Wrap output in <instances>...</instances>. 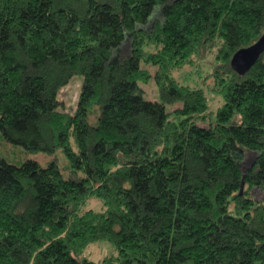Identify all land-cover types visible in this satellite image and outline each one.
<instances>
[{
	"label": "trees",
	"instance_id": "16d2710c",
	"mask_svg": "<svg viewBox=\"0 0 264 264\" xmlns=\"http://www.w3.org/2000/svg\"><path fill=\"white\" fill-rule=\"evenodd\" d=\"M263 31L264 0H0V264H264V50L230 64ZM208 55L215 111L175 75Z\"/></svg>",
	"mask_w": 264,
	"mask_h": 264
},
{
	"label": "rangeland",
	"instance_id": "374dc122",
	"mask_svg": "<svg viewBox=\"0 0 264 264\" xmlns=\"http://www.w3.org/2000/svg\"><path fill=\"white\" fill-rule=\"evenodd\" d=\"M156 11H159V10L157 9ZM158 15L159 13L157 12L155 16L154 15L151 16L147 26H150L154 17H158ZM128 48H129V42L125 40L121 46L122 52L123 53L127 52ZM207 57H209V55ZM211 59H212L211 57L205 60L201 59L202 61L200 59L199 60L196 59L194 61L195 65H193V67L186 66L183 70L176 73L175 75L179 78V80L182 83H188L192 86L202 88L205 92L206 97L208 98L209 109L212 111H215L222 101L220 100L219 96L215 95L209 89V86L211 85V81L209 82L208 80L204 83V77L206 76L207 73L210 72L212 68L211 63L209 62ZM147 68L151 72H153L154 70L152 66H147ZM81 83H82V77L80 75H74L71 77L70 81L60 89L59 94H58V100L61 102V107L65 111H68V112L74 111L76 107L79 91L81 88ZM140 85L147 99H150V100L156 99L157 89H156V86L153 80L149 81L148 83H141ZM176 106L177 105L170 107V108H174ZM72 143H73V140H72ZM16 147H17L16 149L17 155L16 156L9 155L11 161L17 162L19 160L30 158V159H35L39 161L42 165H45L46 162L50 160H56L58 166L61 169L67 164V160L60 149H57L52 154H45L42 152H28V151H24L20 146H16ZM254 192L259 193V190L255 189ZM87 206L98 209L100 205L96 200H91ZM112 251H113V248H112L111 243L105 240H101V241L92 243L87 248L85 253L91 259L96 261L98 264H101L100 259L108 255Z\"/></svg>",
	"mask_w": 264,
	"mask_h": 264
},
{
	"label": "water",
	"instance_id": "95a60500",
	"mask_svg": "<svg viewBox=\"0 0 264 264\" xmlns=\"http://www.w3.org/2000/svg\"><path fill=\"white\" fill-rule=\"evenodd\" d=\"M264 50V31L261 36L248 47L238 49L232 56L230 64L239 74H244L257 60Z\"/></svg>",
	"mask_w": 264,
	"mask_h": 264
}]
</instances>
